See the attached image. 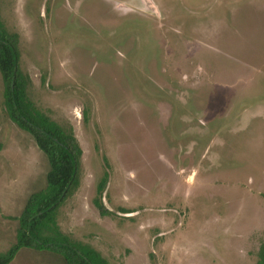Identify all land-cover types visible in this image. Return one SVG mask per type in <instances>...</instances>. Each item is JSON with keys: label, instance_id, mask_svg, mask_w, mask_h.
<instances>
[{"label": "rangeland", "instance_id": "obj_1", "mask_svg": "<svg viewBox=\"0 0 264 264\" xmlns=\"http://www.w3.org/2000/svg\"><path fill=\"white\" fill-rule=\"evenodd\" d=\"M150 1L0 0L31 101L83 152L57 226L108 264H256L264 0ZM4 103L0 73V253L50 170ZM106 173L114 216L101 217L93 200ZM11 264L66 263L21 249Z\"/></svg>", "mask_w": 264, "mask_h": 264}, {"label": "trees", "instance_id": "obj_2", "mask_svg": "<svg viewBox=\"0 0 264 264\" xmlns=\"http://www.w3.org/2000/svg\"><path fill=\"white\" fill-rule=\"evenodd\" d=\"M19 36L0 21V73L4 83L5 111L19 129L28 133L49 162L47 188L27 201L18 222L15 244L0 253V264H11L21 249L47 251L61 256L66 264H108L100 253L64 235L58 228L55 212L79 185L82 150L74 130L55 123L40 112L29 97L31 78L21 69ZM106 166V164H105ZM108 173L98 184L93 205L101 217L114 216L103 201ZM122 214H128L121 209ZM256 264H264V238Z\"/></svg>", "mask_w": 264, "mask_h": 264}, {"label": "water", "instance_id": "obj_3", "mask_svg": "<svg viewBox=\"0 0 264 264\" xmlns=\"http://www.w3.org/2000/svg\"><path fill=\"white\" fill-rule=\"evenodd\" d=\"M147 5H149V8H152L153 5L150 0H143Z\"/></svg>", "mask_w": 264, "mask_h": 264}]
</instances>
